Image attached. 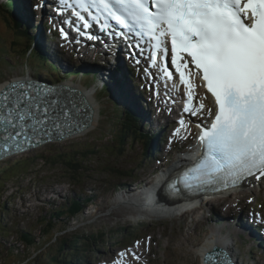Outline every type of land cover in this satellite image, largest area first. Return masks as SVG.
I'll use <instances>...</instances> for the list:
<instances>
[{"label":"snow or ice","instance_id":"obj_1","mask_svg":"<svg viewBox=\"0 0 264 264\" xmlns=\"http://www.w3.org/2000/svg\"><path fill=\"white\" fill-rule=\"evenodd\" d=\"M135 40L137 30L156 52L175 66L180 80L194 65L218 109L199 139L202 154L181 173L191 176L186 190L208 184L233 183L264 176V0H91ZM86 8L85 0H78ZM79 17V13H77ZM84 19L83 17H79ZM84 27H88L85 23ZM115 35V34H113ZM170 37L169 50L165 38ZM137 44L138 40L135 41ZM143 52V49H141ZM185 54L187 58H185ZM191 99V93L188 94ZM203 107V105H201ZM75 103L59 91L43 90L30 81H15L0 91V132L3 140L31 143L48 129L71 127ZM63 132L61 131V135ZM169 187L173 185L170 183ZM179 191V189H176ZM207 261L212 256H206ZM223 264H232L226 259Z\"/></svg>","mask_w":264,"mask_h":264},{"label":"rangeland","instance_id":"obj_2","mask_svg":"<svg viewBox=\"0 0 264 264\" xmlns=\"http://www.w3.org/2000/svg\"><path fill=\"white\" fill-rule=\"evenodd\" d=\"M14 37V29L5 23L4 16L0 14V85L19 79V77L27 78L30 72L35 71L32 66H29L31 65L30 62L36 61L32 57L28 58L29 61L26 66V51L24 50H26L27 45L25 46L21 41L14 43L12 41ZM36 63L38 64L37 61ZM73 81H75V84L83 85L85 80L76 78ZM86 88L91 89L90 87ZM198 93L200 97H203L202 91ZM107 94L109 92L102 93L101 95L105 97H101V99L98 98L99 95L98 97L96 95L101 101L100 111L102 114H98L95 117L94 125L90 126L85 133L65 138L59 137L53 140L45 139L39 143L33 142L0 157V174H5L6 172L3 173L1 169L13 166L14 161L23 157V155H29V153L40 155V158L37 157L36 163L33 164V169H30L33 173L28 174L24 178L20 175H15L4 179L3 187L0 189V203L4 201L8 207V211L5 213L8 228L10 229L13 225L12 231L7 238L10 243L16 245V248L13 249L14 254L10 255L3 246L7 238L0 237V245L3 246L2 254H0V264H19L16 258L25 246V243L20 241L21 239L18 237V229L20 227L23 230H29L36 237V240L42 239L44 241L45 234L42 232L40 218L43 216L49 218L51 214L55 213L52 209L55 204L64 203V198L67 195L81 193L83 188L84 194L90 196L92 190H95L100 198L97 197V201L89 204L81 214L73 218L68 216L66 219H68V225L71 227H67L64 232L68 234L74 231L85 232L91 228L96 231L104 227L116 230L119 225L127 226L125 215H119V211L122 209L115 207L114 211H112L107 205L111 201L109 195L112 193L109 187L112 183L114 185L123 181L130 182V179L134 178L130 174L137 176V178L148 175L146 169L150 165L136 169L143 156V149L141 150L142 146H140L139 142L131 145L126 144L120 150L115 148L113 149L114 152L106 149L112 146L111 125H115L117 111L120 107L116 104L115 99ZM94 145L100 147L99 149L95 148L97 151L95 155L84 157L81 154L77 156L80 161L82 159V169L75 178L69 177V173L61 165L62 163L50 168V165L45 163V158H41L46 153L54 155L59 151L72 152L79 149L82 153L85 150H90V148L93 149ZM179 145L180 142L173 146L171 151L172 159L167 161V166L172 164L175 156H178ZM72 146L74 148H71ZM167 147H169L168 142L165 145V148ZM154 162L155 160L150 163ZM64 172L65 174H62ZM125 172L129 174H125ZM147 178V180H151V176ZM73 179L78 182V185L75 184L74 188L70 181ZM135 181L138 184V181ZM249 187H245L244 193L237 192L231 196V202H229L232 205L230 207L231 211H229L231 214H236L243 208L250 211L254 210V208L264 210V187H259L257 184ZM206 217V215H202L200 210L191 215L185 214L183 216L165 218L144 216L143 221L150 223L146 232L148 236H145L142 241H134L130 247H122V245L115 242V240L122 238L123 235L121 234L116 239L113 238L112 252L119 248L118 250L123 251L118 255L122 256L124 252H127L136 264H165V260L169 261V264H201V259L198 255L199 247L197 248V246L206 235V220H208ZM55 235L60 236L61 233L58 231L55 232ZM51 239V242H53L55 236ZM128 240L125 242L127 243ZM170 242H174L175 246L165 249L166 252L170 253V256L166 258L163 247H166ZM44 245L31 247L29 249V259L25 260L24 263L28 260L33 261L37 256L45 257L47 244ZM53 245L55 247L54 250H56L58 244L53 243ZM6 247L8 246L6 245ZM105 251H101V254L102 257L107 258L110 256V252L107 249ZM15 256L17 257L12 259ZM177 257L180 263L176 261ZM94 259L97 260L98 256L94 257ZM38 261L40 260L38 259Z\"/></svg>","mask_w":264,"mask_h":264},{"label":"trees","instance_id":"obj_3","mask_svg":"<svg viewBox=\"0 0 264 264\" xmlns=\"http://www.w3.org/2000/svg\"><path fill=\"white\" fill-rule=\"evenodd\" d=\"M4 6V15L5 11L8 12L7 17L4 18V21L7 25L11 26L15 31V37L13 38V42L16 41H24L26 50L24 51H30L26 53V64L28 63V58H33L36 61L30 62L33 68H35V71H42V68H44L45 60L42 57V55L38 54L36 49H33L30 46L29 39L31 38L30 32L28 31L29 25L23 21L22 18H20V4H18L14 0H9L7 3L3 4ZM0 4V7H3ZM1 11V9H0ZM11 12V13H10ZM3 15V14H1ZM16 21V22H15ZM27 26V27H26ZM29 32V33H28ZM29 49V50H28ZM33 51H35L33 53ZM23 54V56H25ZM47 67H51L47 64ZM55 68V67H54ZM48 76L50 78H54V76L51 73H48ZM89 82H92L91 79H89ZM102 93H105L104 91H101L98 93L99 99L101 97H105L101 95ZM116 104L120 106L119 100L115 99ZM103 112V111H102ZM102 114V113H101ZM117 120L115 122V125H111L113 140H112V146H107V150L110 152L114 150L115 148H119V150L124 147L127 143L130 144L135 143L138 140V136L141 137L142 134H140L138 131H136V128L134 126V122L132 118L130 117V113L128 109L120 106L117 111ZM147 141V138L145 139ZM131 143V144H132ZM130 144V145H131ZM71 148H74L73 146ZM95 148H100L97 145H94L93 149L90 148V150H85L81 153V151L74 150L72 152H64L59 151L54 155L45 154L42 155L41 158H45V163H48L50 165V168H54L58 166V163H62L61 165L65 168V170L69 173V177L75 178L77 173L82 169L81 161L80 159H77L78 155H83L84 157L89 155H95L97 153ZM108 151V152H109ZM50 152V151H47ZM40 158V155H36L34 153H31V157L29 155H23V157H20L14 161L13 166H7L1 169V171L5 174H0V189L3 187L4 179H7L11 176L20 175L21 177H26L28 174L33 173L30 171V169H33V164L36 163V159ZM145 157V156H144ZM52 158L51 160H49ZM56 165V166H55ZM115 171V169H113ZM127 173V172H126ZM62 174H65L62 173ZM73 183L78 182L76 180H70ZM85 199V198H83ZM5 202L0 203V209H4ZM63 211L66 214L70 215H77L78 211H82L81 203L76 200L73 197H70V203H67L63 206H60ZM70 208V209H69ZM62 213L60 211H57L54 214H51L50 218L44 217L42 219V222L44 223V226H42V232L45 234L44 241L42 239L36 240V237L30 232L21 233L20 239L25 243L24 249L22 252L18 253V257H12V259H15L19 264H80L82 261H85L87 256L89 254L98 252L99 249L102 248L103 243L107 242V249L111 247V245H114L113 238L116 239L119 235H123L119 244L121 242H125L130 236L134 235H141L144 233V230L148 229L149 224L143 223V221L137 225L136 228H133L131 225H119L117 229L112 228H101L98 230H94L91 228L90 230H87L85 232L83 231H74L71 234L63 233L62 235L58 236L55 235V232H60L64 228H66L68 225L66 224V221L60 219V216ZM10 231L6 229V226L2 223H0V234L1 235H7ZM55 239L52 241L51 238ZM53 243L58 244V248L54 250ZM47 244V251L45 257L43 256H37L34 258L33 261L28 260L24 263L25 260L29 259V249L31 247H36L39 245ZM44 245V246H45ZM172 246V245H171ZM16 248V245H10L8 249H6V252L8 254H14L13 249ZM3 248H0V254H2ZM165 251V250H164ZM17 255V254H16ZM165 256H170L169 253L165 251ZM21 259V260H20ZM38 259L40 261H38Z\"/></svg>","mask_w":264,"mask_h":264},{"label":"bare ground","instance_id":"obj_4","mask_svg":"<svg viewBox=\"0 0 264 264\" xmlns=\"http://www.w3.org/2000/svg\"><path fill=\"white\" fill-rule=\"evenodd\" d=\"M1 11H4V10L1 9ZM7 15H8V12L5 11V17H7ZM73 27L75 29V25H73ZM102 74L105 75V73H102ZM22 80L23 81L32 82V80H30V78H23V77L19 78V79L11 80L9 82L1 84L0 85V91L6 90V86L10 85L11 83H13L15 81H22ZM169 84L171 86L170 82H169ZM58 86H61V88H62V90H60V92L68 94V95H71L72 98H74L75 101L78 102L81 105L82 110L80 112H78L80 117H78L76 119V122L74 123V125H72V130L71 131L62 130V132H63L62 135H61V131L60 130H59L58 133H55V134L51 133L47 137L48 139H51V140L59 138V137L65 138V137H68V136H71V135H78V134L85 133L90 128V126L94 125L95 117L98 114H101V111H100L101 110V106H100V104H101L100 102L101 101L96 97L95 92L93 93V89H87L86 86L84 87V85L70 84V83L60 84ZM171 90L173 91V88ZM164 92H166L165 87H164ZM170 100H171L170 102L172 103V105H175V102H173V98L170 97ZM200 101L207 102L208 101L207 96L205 98H203L202 100H200ZM165 106L169 107L171 105L169 103H165ZM10 151H11V148H8V149H5L4 151H2V153L6 154V153H8ZM179 161H181V163L183 162L181 159H178L177 163ZM170 170L172 171L173 169H169L167 172H169ZM251 183L258 184L259 187H264V180L261 179V178L259 180H257V179H255V177H252L251 179L248 180L247 184H245L244 186H249ZM155 187L156 186L151 187V189H148V190L141 189L139 192L141 194H143V195H146L148 192L154 193V190L156 189ZM54 188H55V186H54ZM137 189H138V184L133 187V190H132L133 195L137 194ZM239 193H244V189L241 188ZM142 201L144 202V200H141V202ZM146 202L148 203V201H146ZM44 205H46V204H44ZM169 205L171 206V208L174 207V206H172V204H169ZM42 206H43V204H42ZM61 206H63V205H61ZM240 210H242V209H240ZM239 212H243V211H239ZM244 213H245L244 216H243L244 221H247L246 218L250 217L251 215H249L246 212H244ZM201 250H202V255H206V256L211 255L212 256L211 260H213V258H215V256H219V254L225 255V247H223L222 240L218 239L217 237H213V236H210L209 238H207V240L205 242L202 243ZM123 258H126V257H123ZM211 260L207 261V264H209ZM119 262H121V260H119L118 263ZM123 264H126V262L124 261ZM204 264H206V262H204Z\"/></svg>","mask_w":264,"mask_h":264}]
</instances>
